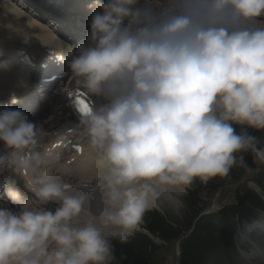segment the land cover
<instances>
[{"label":"clouds","instance_id":"1","mask_svg":"<svg viewBox=\"0 0 264 264\" xmlns=\"http://www.w3.org/2000/svg\"><path fill=\"white\" fill-rule=\"evenodd\" d=\"M75 82L101 103L80 118L99 192L71 191L47 166L42 130L0 111V166L33 179L35 205L0 207V264H116L155 203L197 179L264 166V0H92ZM12 101L15 102L13 96ZM55 204L54 209L48 208ZM82 217H86L82 219Z\"/></svg>","mask_w":264,"mask_h":264},{"label":"trees","instance_id":"2","mask_svg":"<svg viewBox=\"0 0 264 264\" xmlns=\"http://www.w3.org/2000/svg\"><path fill=\"white\" fill-rule=\"evenodd\" d=\"M251 131V134L264 140V132ZM254 180L260 188L259 193L246 192L245 196L236 206L224 209L217 216L204 217L198 224L194 232L181 245L180 264H227L233 253L231 243V231L236 227L235 218L242 217L250 219L254 217L252 209L264 208V166H261ZM246 173L239 168H234L228 177H215L207 182L199 179L192 184L191 192L186 197V207L188 212L183 223L191 228L193 221L200 213V195L206 191H214L229 181H235ZM249 203L252 207H248ZM178 219H165L156 211L146 212L140 228L145 233H138L125 244L113 240V255L116 264H155L158 263L161 248L157 246L149 235L160 238L166 242L178 240L181 237L174 225ZM179 222V221H178ZM182 224V223H181Z\"/></svg>","mask_w":264,"mask_h":264},{"label":"bare ground","instance_id":"3","mask_svg":"<svg viewBox=\"0 0 264 264\" xmlns=\"http://www.w3.org/2000/svg\"><path fill=\"white\" fill-rule=\"evenodd\" d=\"M52 2H57L56 0H50ZM69 1H76L77 3H80V0H69ZM9 3H5L4 1H0V50L2 47L7 51L9 50L6 55H0V60L6 57H10V52L12 53L13 50L20 49L21 47H26L33 55L40 57L47 47H56V43L54 40L51 39V37L47 36L44 32L39 31L37 28L32 26L28 23H33L34 20L32 19V16L29 14L27 18L23 19L20 15H18L14 8H13V2L12 0L8 1ZM92 3V0H90ZM90 5V4H89ZM88 5V6H89ZM44 9H51L54 10V7L41 5ZM59 8H62L60 5H56ZM56 10V9H55ZM91 11V9H90ZM81 22L85 24V28L87 29V33L89 34V23L83 18L80 19ZM47 29V27L45 28ZM87 41H76L75 43H86ZM62 50V48H61ZM73 48L71 49L72 52ZM9 54V55H8ZM70 54H66V58H69ZM13 64L9 63L11 67L14 69H18V67L15 64H19V61L15 59V57L12 58ZM4 64H2L3 66ZM23 71V69H22ZM75 81V80H74ZM0 82H3L4 95H8L7 92L12 89L13 87L16 88V90H10V94L15 95H24L28 94L31 91L36 90V85L33 84L31 81H26L24 79V76L18 72L15 71H8L4 68H0ZM9 88V89H8ZM24 93V94H22ZM7 99V98H6ZM67 101V99H66ZM49 107L51 106H60L63 107L65 110H68V108L65 106L66 102L65 99H61V97H53L52 101H49ZM66 107V108H65ZM60 128H63V132H67L71 127L70 121H67L66 123H59L55 125V127L52 126H44L41 128L42 134L40 137L41 143H47L50 147L53 146L58 142L57 137H54L55 132L61 131ZM44 135V136H43ZM49 135V136H47ZM67 138H80L87 140L86 135L83 136L80 135L78 132V128H75V131L72 135H68ZM89 144L86 145V150L83 153L82 158H78V160L70 165L64 164L62 166H59L61 162L53 160L52 166L48 169L50 170L54 175H56L57 179L60 180L63 184H66V189L71 191H79V190H91L94 192H99V182L97 180V177L99 175V166L96 163L94 156V149L90 148ZM89 149V151H87ZM21 170L20 168L8 164L5 170L2 171L0 174V178L5 181H10L12 183L13 179V187L11 189L10 195L13 199H11V202L15 203L16 200H18V195L26 193V187H25V181L21 177ZM188 187V186H187ZM186 187V188H187ZM186 188L176 193L175 195H181ZM178 199V198H177ZM166 203H155L153 204L152 208L159 209L160 206L164 205ZM48 208L54 209L56 207L55 204H49L47 206ZM151 208V209H152ZM86 217H82L84 219ZM263 227V226H262ZM263 229V228H261ZM255 245L259 246V241L254 243ZM256 255V254H255ZM256 257H259L261 259H264V254H257ZM255 257V258H256Z\"/></svg>","mask_w":264,"mask_h":264},{"label":"rangeland","instance_id":"4","mask_svg":"<svg viewBox=\"0 0 264 264\" xmlns=\"http://www.w3.org/2000/svg\"><path fill=\"white\" fill-rule=\"evenodd\" d=\"M59 87V86H58ZM57 87V88H58ZM49 107V106H48ZM44 110H45V114L50 116L51 114L55 113L53 112V110H51V108H47V106L45 105L44 106ZM51 113V114H50ZM47 126V125H46ZM250 177V176H248ZM248 177H245L243 178L241 181L237 182V183H234V184H229L228 186H226L223 190H221L217 195L213 196L210 198V196L206 195L205 193H202L200 195V208H206L208 211H213V210H217V209H220L221 207H224V206H229L235 202H237V199L240 197V193L243 189V187L246 185L247 183V180H248ZM66 185V184H64ZM191 187L188 186L186 188V190L181 194V195H176V197L178 198V200L180 201V207L178 209H174L173 207L169 206L168 204H164L162 206H160L159 209L157 208H152L150 210H157L159 213H161L164 217H167L168 219L171 218H176L181 221L184 220L187 212H188V206L186 207V200H184V198L186 197L187 195V192H188V189ZM191 191H189L190 193ZM210 193H215V192H210ZM264 220V215H262L260 217V219L258 220V222H260L259 225L257 224H253L254 226L252 227V231L250 233V236L253 237V238H256L258 240H255V242H258L259 239H262L263 238V234L264 233H261L258 231V227H261L263 228L262 230L264 231V223H261V221ZM183 224V223H182ZM263 227H262V226ZM256 228V231L255 229ZM260 228V229H261ZM147 233V232H145ZM248 234L245 232L244 233V230H242L237 236H236V241L237 243L239 242L240 244H242L243 242L241 241L243 237H249ZM150 237L152 239H154L155 241L158 242V244H161L160 241L158 239H156L155 237L151 236ZM242 237V238H241ZM252 240V239H251ZM254 242V243H255ZM246 246H247V252H249V254L253 253L254 250L251 246H249L247 243H245ZM260 244V243H259ZM177 247L174 246V247H171L170 248V251L171 252V264H175V259H174V251H176ZM262 249L264 250V245L262 244ZM257 255V254H256ZM256 255H251V257L255 258ZM176 258V257H175ZM258 258V262L260 263H264V259H261L259 257H256L255 259ZM256 264L255 262H251V263H248L245 258L241 257L240 259V264Z\"/></svg>","mask_w":264,"mask_h":264}]
</instances>
